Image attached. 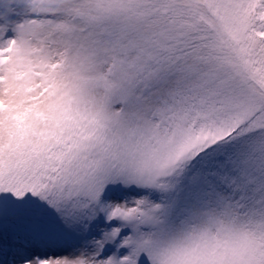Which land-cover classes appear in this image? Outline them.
Segmentation results:
<instances>
[{
    "label": "snow or ice",
    "instance_id": "snow-or-ice-1",
    "mask_svg": "<svg viewBox=\"0 0 264 264\" xmlns=\"http://www.w3.org/2000/svg\"><path fill=\"white\" fill-rule=\"evenodd\" d=\"M0 264H264V0H0Z\"/></svg>",
    "mask_w": 264,
    "mask_h": 264
}]
</instances>
